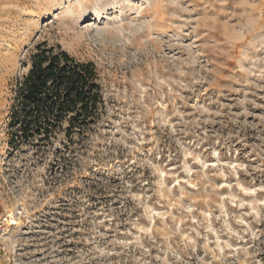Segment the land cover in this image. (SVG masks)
Wrapping results in <instances>:
<instances>
[{
    "label": "rangeland",
    "instance_id": "rangeland-1",
    "mask_svg": "<svg viewBox=\"0 0 264 264\" xmlns=\"http://www.w3.org/2000/svg\"><path fill=\"white\" fill-rule=\"evenodd\" d=\"M44 42L107 114L12 148ZM0 264H264V0H0Z\"/></svg>",
    "mask_w": 264,
    "mask_h": 264
},
{
    "label": "trees",
    "instance_id": "trees-1",
    "mask_svg": "<svg viewBox=\"0 0 264 264\" xmlns=\"http://www.w3.org/2000/svg\"><path fill=\"white\" fill-rule=\"evenodd\" d=\"M100 75L60 45L38 44L18 83L10 113V145L43 147L87 141L106 116Z\"/></svg>",
    "mask_w": 264,
    "mask_h": 264
}]
</instances>
